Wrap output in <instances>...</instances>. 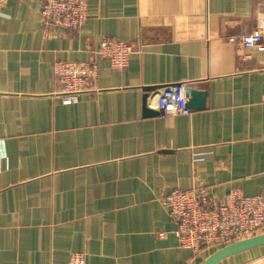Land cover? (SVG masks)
I'll list each match as a JSON object with an SVG mask.
<instances>
[{"label":"crops","instance_id":"crops-1","mask_svg":"<svg viewBox=\"0 0 264 264\" xmlns=\"http://www.w3.org/2000/svg\"><path fill=\"white\" fill-rule=\"evenodd\" d=\"M43 0H0V264H205L180 246L162 198L205 189L264 197V62L238 38L264 0H88L72 32L45 28ZM133 46L127 69L96 55ZM98 64L95 91L58 93L53 66ZM168 88L190 115L145 116ZM216 264H264V245Z\"/></svg>","mask_w":264,"mask_h":264},{"label":"built area","instance_id":"built-area-1","mask_svg":"<svg viewBox=\"0 0 264 264\" xmlns=\"http://www.w3.org/2000/svg\"><path fill=\"white\" fill-rule=\"evenodd\" d=\"M88 16V0H43L41 20L45 28L72 32L84 25ZM241 46L255 50L264 62V27L238 38ZM133 46L120 40L105 39L96 55L110 63L113 70L128 68ZM54 75L64 100L76 103L82 94L95 91L98 64L61 63L53 66ZM189 98L185 89L168 88L154 102L155 110L167 116H187ZM171 218L178 226L180 246L195 254L218 250L264 234V197L244 196L230 192L216 199L205 189L174 190L162 198ZM68 264H86L83 253L71 254Z\"/></svg>","mask_w":264,"mask_h":264},{"label":"water","instance_id":"water-1","mask_svg":"<svg viewBox=\"0 0 264 264\" xmlns=\"http://www.w3.org/2000/svg\"><path fill=\"white\" fill-rule=\"evenodd\" d=\"M154 88H147L145 89L146 94L144 96V100H143V105H144V114L145 116H156L158 114H161V112L159 111H153L148 109L147 107V102L148 99L150 97V92L153 91ZM195 91L192 90V88H187L185 90V93L187 95V97L190 96V94L192 95ZM187 107L190 109V101L187 104ZM264 245V234L242 241V242H238L235 244H232L230 246H227L223 249H221L220 251H218L217 253H215L213 256H211L207 262L205 264H216L218 261L222 260L223 258H226L228 256L255 248V247H259V246H263Z\"/></svg>","mask_w":264,"mask_h":264}]
</instances>
